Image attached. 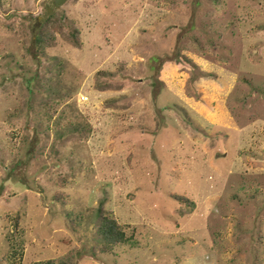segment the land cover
Segmentation results:
<instances>
[{
    "label": "rangeland",
    "instance_id": "obj_1",
    "mask_svg": "<svg viewBox=\"0 0 264 264\" xmlns=\"http://www.w3.org/2000/svg\"><path fill=\"white\" fill-rule=\"evenodd\" d=\"M49 260L264 264V0H0V264Z\"/></svg>",
    "mask_w": 264,
    "mask_h": 264
},
{
    "label": "trees",
    "instance_id": "obj_2",
    "mask_svg": "<svg viewBox=\"0 0 264 264\" xmlns=\"http://www.w3.org/2000/svg\"><path fill=\"white\" fill-rule=\"evenodd\" d=\"M53 16L48 17L47 24L52 21ZM46 24V25H47ZM42 33H39L35 38V43L39 49L47 46H52L51 40L49 38H45L49 34V30L47 26H44L42 29ZM47 34V35H46ZM73 40L75 44H77V39L73 34ZM51 37V34L49 35ZM102 204L98 207V214L99 216L102 214ZM14 226L17 227L18 217H14ZM99 225L97 228V240L99 243V250L102 253H109L113 250L114 247L126 244L128 242V238L125 234V231L119 223L110 216H101L99 220ZM14 255L18 256V252L14 251ZM14 256V258H15ZM31 264H55L54 261L49 260L45 262H35Z\"/></svg>",
    "mask_w": 264,
    "mask_h": 264
},
{
    "label": "water",
    "instance_id": "obj_3",
    "mask_svg": "<svg viewBox=\"0 0 264 264\" xmlns=\"http://www.w3.org/2000/svg\"><path fill=\"white\" fill-rule=\"evenodd\" d=\"M64 1H66V0H54V4L57 6H60L61 4L64 3Z\"/></svg>",
    "mask_w": 264,
    "mask_h": 264
}]
</instances>
